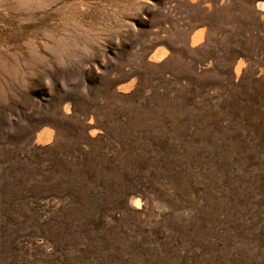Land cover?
I'll list each match as a JSON object with an SVG mask.
<instances>
[{
  "label": "rangeland",
  "instance_id": "1",
  "mask_svg": "<svg viewBox=\"0 0 264 264\" xmlns=\"http://www.w3.org/2000/svg\"><path fill=\"white\" fill-rule=\"evenodd\" d=\"M0 264H264V0H0Z\"/></svg>",
  "mask_w": 264,
  "mask_h": 264
}]
</instances>
